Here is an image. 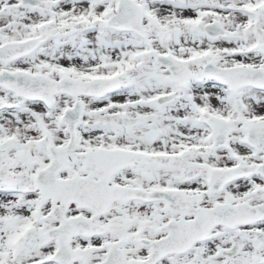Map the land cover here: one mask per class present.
I'll return each mask as SVG.
<instances>
[{
    "label": "snow or ice",
    "instance_id": "snow-or-ice-1",
    "mask_svg": "<svg viewBox=\"0 0 264 264\" xmlns=\"http://www.w3.org/2000/svg\"><path fill=\"white\" fill-rule=\"evenodd\" d=\"M0 264H264V0H0Z\"/></svg>",
    "mask_w": 264,
    "mask_h": 264
}]
</instances>
